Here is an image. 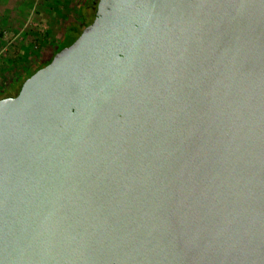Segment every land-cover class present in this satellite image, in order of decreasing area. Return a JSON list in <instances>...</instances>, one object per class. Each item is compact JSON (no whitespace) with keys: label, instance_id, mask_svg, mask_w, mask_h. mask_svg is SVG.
<instances>
[{"label":"water","instance_id":"water-1","mask_svg":"<svg viewBox=\"0 0 264 264\" xmlns=\"http://www.w3.org/2000/svg\"><path fill=\"white\" fill-rule=\"evenodd\" d=\"M0 97V264H264V0H93Z\"/></svg>","mask_w":264,"mask_h":264},{"label":"rangeland","instance_id":"rangeland-1","mask_svg":"<svg viewBox=\"0 0 264 264\" xmlns=\"http://www.w3.org/2000/svg\"><path fill=\"white\" fill-rule=\"evenodd\" d=\"M92 1L1 2L2 6L6 3L10 5L12 11H6L0 5V97L8 95L9 87L17 86L23 71L36 68L51 56L64 37L70 35L69 23L77 24L78 29L82 28L81 24L92 17ZM23 53L25 55L22 57L20 54ZM12 80L15 81L14 86L9 84Z\"/></svg>","mask_w":264,"mask_h":264},{"label":"trees","instance_id":"trees-1","mask_svg":"<svg viewBox=\"0 0 264 264\" xmlns=\"http://www.w3.org/2000/svg\"><path fill=\"white\" fill-rule=\"evenodd\" d=\"M85 1V0H84ZM93 2V1H92ZM94 4V3H93ZM94 6V5H93ZM91 19V18H90ZM90 19L89 20H87V22H83L82 24H81V27H83L85 24H87L89 21H90ZM68 31H70V35L68 36V37H64V39H63V41L59 44V45H57V47L55 48V50L57 49V48H59V47H61V46H64V45H66V44H68L70 41H72L73 39H74V37L77 35V33L80 31V29H78V27H77V24H75V23H69V25H68ZM50 58V57H49ZM49 58L47 59V60H44V62H40L39 63V65L36 67V68H31V69H29V70H26V71H24L23 72V74H22V78L20 79L21 81H22V79H24L25 77H27L29 74H31L35 69H37L38 67H40V66H42L43 64H45L48 60H49ZM20 80H19V83L17 84V86L16 87H9L8 88V90H7V92H9L8 93V95H14L15 93H16V91H17V89H18V87H19V85H20ZM8 95H6V96H8Z\"/></svg>","mask_w":264,"mask_h":264},{"label":"crops","instance_id":"crops-1","mask_svg":"<svg viewBox=\"0 0 264 264\" xmlns=\"http://www.w3.org/2000/svg\"><path fill=\"white\" fill-rule=\"evenodd\" d=\"M2 1H3V0H0V5H1V6H2V3H1ZM6 5H7L8 7H4V6H6ZM6 5H3L2 8H3V9L6 8V11H10V12H11L12 9H11L10 5H8L7 3H6ZM7 8H9V9H7ZM20 55L23 57L25 54L23 53V54H20ZM44 58H45V57H44ZM44 58H42V60H43ZM23 72H24V71H23ZM17 77H18V76H17ZM17 77H16V78H17ZM16 80H17V79H16ZM12 81H13V82H12V83H9V84L14 86L15 81H14V80H12ZM3 96H4V95H3ZM3 96H2V97H3Z\"/></svg>","mask_w":264,"mask_h":264},{"label":"flooded vegetation","instance_id":"flooded-vegetation-1","mask_svg":"<svg viewBox=\"0 0 264 264\" xmlns=\"http://www.w3.org/2000/svg\"><path fill=\"white\" fill-rule=\"evenodd\" d=\"M94 5V4H93ZM8 96H11V95H8Z\"/></svg>","mask_w":264,"mask_h":264}]
</instances>
